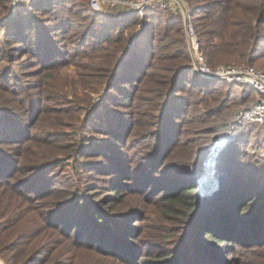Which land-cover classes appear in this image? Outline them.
<instances>
[{"label": "trees", "instance_id": "obj_1", "mask_svg": "<svg viewBox=\"0 0 264 264\" xmlns=\"http://www.w3.org/2000/svg\"><path fill=\"white\" fill-rule=\"evenodd\" d=\"M70 1L37 0L13 10L10 0H0V17L9 15L6 20H0L4 35L7 40L13 42L8 48L9 56L15 57L20 51L22 55L33 54L46 66L56 64L63 55L56 34L59 32L67 35L75 25L72 21L75 15L73 9L67 7ZM189 1L192 4L191 1L196 0H187ZM83 2L85 3V0ZM196 2L195 5L192 4L193 22L201 50L208 63L212 67L256 64L264 72V0ZM60 5L66 6H63L62 12L69 19L57 13V7ZM88 9L101 17L98 22L99 31L93 35L90 33L87 42L90 49L94 50L95 54L98 53L97 58L102 62L99 80L108 89L105 107L114 112L112 115H103L104 119L94 128L95 131H103L105 134L104 144H93L90 149L83 151L86 140L79 145L74 142L75 145L67 151L69 155L76 152L79 156L83 155L81 158L85 157V166H91V170L108 178L98 179L105 181L108 193L99 199L101 209L97 208L85 228L75 233L77 238L82 239V242L78 241L80 250L88 252L99 248L105 255L120 256L131 264H228L224 256H215L205 249L195 250L188 245L180 249V253L177 249L166 248L154 255L149 250L142 253L135 247L133 251L136 253L132 251L131 257L124 258L120 255V242L116 241V237L110 233L104 236L98 234L95 228L105 219L109 225L115 224L110 220V215L115 206L128 203L126 198L133 193V187L139 180L148 184L150 180L151 184L155 185L152 192L159 201L165 203L167 213L177 212L175 206H184L192 211L187 216V221L194 219L193 216L199 214L207 202L208 206H212L216 201L215 206L218 207L229 204L236 220V223L233 221L234 226L237 228L244 221V226L251 225L249 234L237 238L235 233L227 228H234L233 222L215 215L218 207L205 211L207 213L197 224L201 230L200 235L213 239L217 244L225 243L228 253L235 251L236 246L264 245V174L259 175L260 171L256 169L244 168L243 161L239 158L231 159L238 153L243 133L246 134L252 128L263 129L264 124H245L239 128L240 137L233 140L220 157L218 188L214 190L212 197L206 199L197 193L200 175L196 170L202 169L210 143L217 134L224 132L221 136L223 137L229 132L241 109L232 114L230 119L231 107L227 103V96L218 88L221 81L204 78L193 67L180 9L171 11L153 8L147 10L143 16L128 13L124 8L105 13L93 11L89 2ZM13 11L15 13H12ZM41 11L50 15L45 18L48 23L42 25L34 20L35 14ZM146 18H153V25L158 21H170L175 25L167 24L156 39L160 29L149 26L151 23H146L149 27H145L143 32L136 33L133 29ZM7 44L9 41L4 46ZM63 44L65 47V43ZM10 77V73H6L5 79L9 80ZM242 86L245 89H242L243 93L237 100L244 108L256 99V92L250 86L239 87ZM246 88L251 89V92L246 93ZM112 102L117 103V109L113 108ZM110 104L111 107H108ZM145 105L151 112L143 109ZM119 107L121 109H118ZM192 107H202L203 111L196 115L191 113ZM37 112L41 114L40 111ZM35 114H32V117ZM35 129L41 130L38 126ZM28 138L29 135L24 140ZM20 140L22 139L10 134L8 128H5L0 137V143H15ZM132 140L135 144L144 140L143 147L148 156L143 162L137 163L121 148ZM89 141L92 139H87V142ZM38 142L49 149V153H45L41 158H47V163L59 164L58 156L66 151L59 148L58 141L46 138ZM135 146L130 147L131 151ZM228 153L230 154L227 155ZM94 157L100 159L90 160ZM75 160L80 164L79 157ZM42 168H45L44 164L35 165L31 171L36 172ZM185 168L193 170L188 174L189 177L180 173ZM23 170L24 165L19 160L13 158L9 152L0 150V179H14L17 185V173ZM20 182L24 183V180ZM28 188L33 190L34 187ZM258 203L260 207L257 206ZM210 210L213 215H210ZM132 212L128 214L132 215ZM251 214H255V217L248 220ZM159 220L161 217L157 218V221ZM58 223L59 228L65 224L63 221ZM75 225L72 230L77 228L78 225ZM138 230L143 232V238L144 234H149V231L145 232L142 228ZM224 234L227 236L221 237ZM147 239L149 238H144L141 243H150ZM29 253L31 251H22L23 256L19 259L21 264H35L39 260L36 254ZM168 256L170 258H167ZM50 258L43 259L42 263L45 264Z\"/></svg>", "mask_w": 264, "mask_h": 264}, {"label": "rangeland", "instance_id": "obj_2", "mask_svg": "<svg viewBox=\"0 0 264 264\" xmlns=\"http://www.w3.org/2000/svg\"><path fill=\"white\" fill-rule=\"evenodd\" d=\"M71 1L68 2L67 7L73 9L75 15L72 21L75 25L67 35L59 32L56 34L63 53L56 64L46 66L41 64L33 54L22 55L20 51L15 57L9 56L8 48L13 45V42L7 40L3 29L0 28V43H2L0 44V137L5 128H8L10 134L22 139L15 143H0V150L9 152L13 158L24 165V170L17 173V185L14 179L9 181L0 179V264H21L19 259L23 256V250L31 251L29 255L33 253L37 255L39 260L35 264H41L43 259H48V257L51 258L45 264H131L120 256H107L99 248L88 252L81 251L78 241L82 242V239L77 238L75 234L92 220V214L97 208L101 209L99 199L104 198L108 193L105 181H98V179L108 178L91 170V166H85L86 160L83 159L85 157L81 158L83 155L79 156L77 152L69 155L67 151L75 145L74 142H78L79 145L86 140L83 151L90 149L93 144H104L105 134L103 131H95L94 128L99 126L100 120L104 119L103 115H112L114 110L111 111L105 107L108 89L99 80L102 73V62L97 58L98 53L95 54L87 42L90 33L93 35L99 31L98 22L101 17L96 13H91L88 9V0H85V3L83 0ZM196 1L191 2L195 5ZM188 3L192 9L190 1ZM63 6L66 7L60 5L56 11L59 15L69 19L62 12ZM48 16L50 15L46 11H41L35 14L34 20L42 25L48 23L45 20ZM8 17L9 15L5 18L0 17V20H6ZM152 22L153 18L149 20L146 18L133 29L137 33L143 32L145 27L153 26L160 29L156 36L158 39V35L167 24L175 25L170 21L163 23L158 21L154 25ZM146 23L152 25L148 26ZM8 41L9 44L4 46ZM252 67L260 70L259 65L255 64ZM6 73L7 75L10 73L9 80L5 79ZM217 81H221V84L218 83V88L227 96V103L231 107L229 116L231 115L230 119H232V114L234 115L243 108V104L237 99L242 95V89L245 88L239 87L238 84H235L237 86L233 83L226 85L222 80ZM250 92L251 89L246 88V93ZM112 104H114L113 108L117 109V103L112 102ZM108 107H111V104ZM192 108L191 113L196 115L203 111L202 107ZM143 109L148 111L149 107L145 105ZM37 110L41 112L40 115ZM32 114L35 115L32 117ZM36 126L41 130H36ZM223 133L214 136L207 155ZM27 134L29 138L24 140L28 137ZM46 138H50L51 141L57 140L59 148L66 151L58 156L59 164H50L47 163L49 162L47 158H41L45 153H49V149L42 146L38 140ZM87 139H92V141L87 142ZM133 141L121 148L127 151L131 159L137 163L143 162L148 156L143 147L144 140L139 144ZM133 145L136 146L131 151L130 147ZM227 146L219 150V154L215 155L214 160L210 162L215 173L212 176L214 178H211V183H208L209 186L206 187L211 188L213 181L216 185L213 186V190H207L209 193L200 194L202 198L212 197L214 190L220 184L218 166L220 157ZM237 151L238 153L231 159L239 158L243 161L244 168L256 169L260 171L259 175L264 174V128H252L246 134L243 133ZM77 157L80 158V164H77L75 160ZM98 159L100 158L94 157L90 160L97 161ZM205 159L202 162V169L196 170L200 176L204 173ZM42 164L45 168L36 172L31 171L35 165ZM191 171L193 170L185 168L180 173L189 177L188 174ZM206 177L203 179H207ZM203 179L201 181L204 185ZM20 180H24V183ZM149 183L144 180L137 181L136 186L133 187L132 196L126 198L128 203L115 206V210L110 215V220L115 222L114 225H109L106 222L108 220L105 219L101 221L100 226L96 227L97 229L95 228L98 234L104 236L110 233L116 237V241L120 242V250H122L118 251L124 258L131 257L135 247H138L142 253L149 250L156 255L158 251L166 248L177 249L176 251L180 253V249L188 245L195 250L205 249L215 256H224L228 264H264V245L236 246V250L230 254L225 243L217 244L213 239L200 235L201 230L197 224L209 208L213 210L218 207L215 206L216 201L211 204L212 206H208L209 202H207L205 208L193 216L194 219L187 221V216L192 211L184 206H175L177 212L167 213L165 203L159 201L156 194L152 192L155 185L151 184L150 180ZM27 186H33L34 192ZM257 206L260 207V203ZM211 210L210 215L211 213L213 215ZM129 212H132V215L128 214ZM119 213L121 215H118ZM123 213L125 215H122ZM215 215L236 223L233 208L229 204L220 205L215 210ZM126 216L128 218H125ZM158 217H161V220L157 221ZM254 217L255 214H251L248 220ZM59 221L65 223L61 228L57 226ZM244 223L243 221L237 228L235 226L227 228L239 238L251 232L249 230L251 225L244 226ZM73 225L78 226L72 230ZM141 228L145 232L149 231L147 236L144 234V238H149L147 240L150 241L146 245L141 243L144 239L141 234L143 232L138 230ZM226 236L221 235L223 238ZM137 244L139 246H136ZM141 246L143 248H140ZM133 253L136 252L133 251Z\"/></svg>", "mask_w": 264, "mask_h": 264}, {"label": "built area", "instance_id": "obj_3", "mask_svg": "<svg viewBox=\"0 0 264 264\" xmlns=\"http://www.w3.org/2000/svg\"><path fill=\"white\" fill-rule=\"evenodd\" d=\"M10 1L13 10H15L19 6L34 3L37 0ZM89 5L93 11L97 12H110L114 9L124 8L128 10V13L140 14L141 16L147 10L153 8L171 11L180 9L184 20L187 44L192 56V65L195 70L204 78L250 86L256 92V99L240 110L234 118L229 132L215 142V144L220 145L219 150L224 149L228 143L238 137L241 126L245 124H264V72L245 65H218L212 67L201 50L199 37L194 27L192 9L186 0H89Z\"/></svg>", "mask_w": 264, "mask_h": 264}, {"label": "water", "instance_id": "obj_4", "mask_svg": "<svg viewBox=\"0 0 264 264\" xmlns=\"http://www.w3.org/2000/svg\"><path fill=\"white\" fill-rule=\"evenodd\" d=\"M130 47V45H129ZM219 146V148H218ZM219 149H220V145L218 144H214L210 150V152L208 153V155L206 156L205 162H204V166L205 168L203 169V172L200 176V179L198 180V185H197V193L200 194H207L209 192H207V190L212 189L213 190V186L216 185V182L213 181L211 188L207 189V187H205L203 185V182L201 181V179H203V177H206L208 174L211 175V178H213V174L215 173V170L212 169V167L210 168V162L214 160V156L217 155L219 153ZM210 172V173H209Z\"/></svg>", "mask_w": 264, "mask_h": 264}, {"label": "bare ground", "instance_id": "obj_5", "mask_svg": "<svg viewBox=\"0 0 264 264\" xmlns=\"http://www.w3.org/2000/svg\"><path fill=\"white\" fill-rule=\"evenodd\" d=\"M219 152H220V151H219ZM215 159H216V157H215ZM209 164H210V167H212L211 163H209ZM206 178H207V179H203V181H204V186H205V187H206V186H209V184H210L211 181H212L210 175H208ZM208 183H209V184H208ZM206 190H207V189H206Z\"/></svg>", "mask_w": 264, "mask_h": 264}]
</instances>
